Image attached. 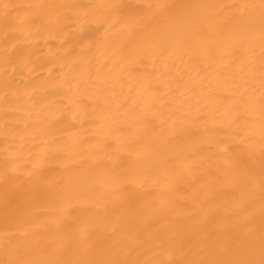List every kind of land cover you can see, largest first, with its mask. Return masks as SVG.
I'll list each match as a JSON object with an SVG mask.
<instances>
[{"label":"bare ground","instance_id":"1","mask_svg":"<svg viewBox=\"0 0 264 264\" xmlns=\"http://www.w3.org/2000/svg\"><path fill=\"white\" fill-rule=\"evenodd\" d=\"M0 264H264V0H0Z\"/></svg>","mask_w":264,"mask_h":264}]
</instances>
